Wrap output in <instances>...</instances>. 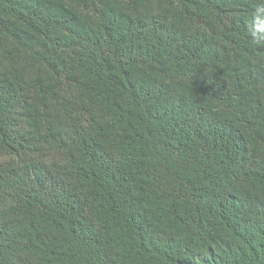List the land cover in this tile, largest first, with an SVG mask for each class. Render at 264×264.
<instances>
[{"label":"trees","instance_id":"obj_1","mask_svg":"<svg viewBox=\"0 0 264 264\" xmlns=\"http://www.w3.org/2000/svg\"><path fill=\"white\" fill-rule=\"evenodd\" d=\"M0 264H264V0H0Z\"/></svg>","mask_w":264,"mask_h":264}]
</instances>
